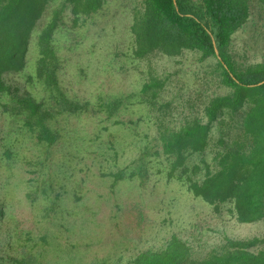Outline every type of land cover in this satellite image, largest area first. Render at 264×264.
I'll return each instance as SVG.
<instances>
[{
  "label": "trees",
  "instance_id": "obj_1",
  "mask_svg": "<svg viewBox=\"0 0 264 264\" xmlns=\"http://www.w3.org/2000/svg\"><path fill=\"white\" fill-rule=\"evenodd\" d=\"M104 2L0 0V110L42 148L45 156L39 165H45L46 154L61 137L54 127L60 116L103 114L113 125L138 136L136 128L142 120L145 139L139 136L138 165L129 176L146 173L144 158L155 156L159 172L209 205L213 213L226 209L239 223L264 219V83L259 84L264 80V23L258 61L243 62L232 49L234 34L251 17L250 0H139L132 9L123 54L127 59L140 64L156 56L174 58L192 52L203 63V83L223 89L205 97L195 92L184 99L176 114L169 101L160 100L164 81L156 76L133 93L97 95L94 102L71 98L64 91L58 77L63 62L55 33L67 15L73 26L98 13ZM29 51L34 60L25 80L38 89V97L12 88L3 78L23 70ZM130 102L145 114L135 121L119 119V111ZM10 146L5 145L0 156L4 165L13 157ZM103 175L111 177V188L128 178L125 168ZM41 183V192L47 194L52 184L46 177ZM54 204L50 199L49 208ZM2 214L0 204V219ZM12 232L21 236L16 226ZM263 243L258 237H224L198 256L171 234L162 248L140 252L128 264H264ZM13 261L35 264L25 251Z\"/></svg>",
  "mask_w": 264,
  "mask_h": 264
},
{
  "label": "rangeland",
  "instance_id": "obj_2",
  "mask_svg": "<svg viewBox=\"0 0 264 264\" xmlns=\"http://www.w3.org/2000/svg\"><path fill=\"white\" fill-rule=\"evenodd\" d=\"M138 1L105 0L98 13L73 26L70 16L65 17L54 42L63 62L58 77L66 94L94 102L97 95L133 93L156 76L164 81L160 100L169 101L176 114L195 92L204 97L223 93L203 83V63L195 53L156 56L140 64L123 55ZM250 3L251 17L232 42L233 51L246 63L258 61L263 48L264 3ZM33 56L29 51L23 70L3 78L12 88L38 97V89L25 80V73H32ZM144 114L130 102L118 118L135 121ZM140 123L136 132L145 139L146 126ZM17 126L0 110V156L5 145L11 144L13 151L7 164L0 159V264H16L13 259L23 251L33 256L35 264H128L140 252L162 248L171 234L198 256L224 237L264 239V219L239 223L226 209L213 213L209 205L159 172L155 156L144 158L146 173L129 176L138 165L139 136L113 125L103 114L58 117L54 127L61 137L46 154L44 166L38 163L45 156L42 148ZM119 168H125L128 178L111 188V177L103 174ZM45 177L52 184L47 194L41 192ZM50 199L54 208H49ZM13 226L21 231L19 238L13 236Z\"/></svg>",
  "mask_w": 264,
  "mask_h": 264
},
{
  "label": "water",
  "instance_id": "obj_3",
  "mask_svg": "<svg viewBox=\"0 0 264 264\" xmlns=\"http://www.w3.org/2000/svg\"><path fill=\"white\" fill-rule=\"evenodd\" d=\"M261 83H264V80H263V81H261L259 84H261Z\"/></svg>",
  "mask_w": 264,
  "mask_h": 264
}]
</instances>
